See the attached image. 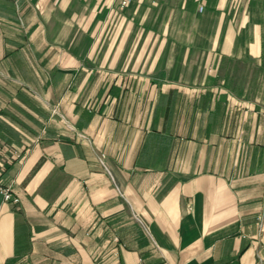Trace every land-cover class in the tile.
<instances>
[{
    "label": "crops",
    "instance_id": "crops-1",
    "mask_svg": "<svg viewBox=\"0 0 264 264\" xmlns=\"http://www.w3.org/2000/svg\"><path fill=\"white\" fill-rule=\"evenodd\" d=\"M0 184V264H264V0H0Z\"/></svg>",
    "mask_w": 264,
    "mask_h": 264
},
{
    "label": "built area",
    "instance_id": "built-area-1",
    "mask_svg": "<svg viewBox=\"0 0 264 264\" xmlns=\"http://www.w3.org/2000/svg\"><path fill=\"white\" fill-rule=\"evenodd\" d=\"M120 2V7H125L127 6L131 0H118ZM99 160H101V164L104 166L106 172L109 174L111 180H113V177L111 175V173L109 172V170L107 169V167L104 165L103 160L104 158H100ZM0 199L3 203H8V204H12V205H16L18 204L19 198L18 196L15 195V193L13 192V190L10 187H5L2 186L0 184ZM137 264H142L141 262H137Z\"/></svg>",
    "mask_w": 264,
    "mask_h": 264
}]
</instances>
